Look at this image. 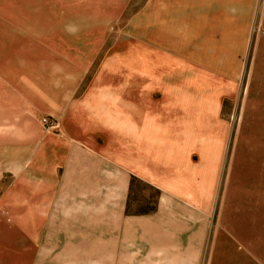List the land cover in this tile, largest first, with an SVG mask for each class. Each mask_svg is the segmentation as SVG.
<instances>
[{
    "label": "crops",
    "instance_id": "0c3cea01",
    "mask_svg": "<svg viewBox=\"0 0 264 264\" xmlns=\"http://www.w3.org/2000/svg\"><path fill=\"white\" fill-rule=\"evenodd\" d=\"M45 1L53 6V0ZM83 1L93 6L96 0ZM104 2L101 7H119L118 0ZM243 2L236 6L253 14L256 5ZM230 7V0L146 3L154 15L148 24H157L158 31L144 33L139 45L127 43L124 52L110 42L119 40L108 29L116 15L85 22L54 16L0 19L7 20L0 21V72L72 73L54 92L30 101L13 86L8 91L5 85L0 95V185L7 175L13 178L0 199V215L14 217L32 247L52 239L55 217L83 214L87 183L100 185L90 198L99 225L102 216L113 222L124 212L131 177L165 192L154 214L119 222L127 241L133 226L176 232L170 225L181 212L191 215L198 185L212 192L223 150L222 139L215 137L220 101L203 94L208 83L199 85L190 75L211 68L186 55L195 50L209 55ZM89 72L97 75L86 81ZM45 117L60 127L44 126ZM103 183L109 185L104 198ZM23 216L31 217L30 225L17 220Z\"/></svg>",
    "mask_w": 264,
    "mask_h": 264
},
{
    "label": "rangeland",
    "instance_id": "374dc122",
    "mask_svg": "<svg viewBox=\"0 0 264 264\" xmlns=\"http://www.w3.org/2000/svg\"><path fill=\"white\" fill-rule=\"evenodd\" d=\"M85 2L53 0V6L47 7L45 0H0V19L54 16L85 22L90 16L110 19L116 15L118 20L108 29L118 33L119 40L110 42L117 44L120 52L125 51L127 43L141 44L144 33L158 31L157 24H148L149 15L154 19L153 13L144 8L155 0H118L116 8L101 7V0L93 6L90 2L85 6ZM230 2L231 14L224 18L214 49L206 57L196 50L186 55L195 65L211 68L190 75L199 85L208 83L203 94L220 101L215 137L222 139L223 150L212 192L202 191L200 188L206 187L198 185L191 215L181 212L179 221L170 225L176 232L156 233L151 227L133 226L134 234L127 241L122 234L125 225L119 222L154 214L165 192L131 177L124 192V212L113 217V222L102 216L99 225L90 198L92 193L99 194L100 185L87 183L83 214L55 217L56 231L40 247H32L30 237L17 230L20 226L13 222L14 217L0 215V264H264V0H247L248 6L256 5L253 14L249 8L242 13L236 6L244 5L243 0ZM70 74L0 72V95L6 85L8 91L16 87L17 93L30 101L47 91L54 92ZM96 75L89 72L85 79ZM45 118L54 121V128L60 127L57 120ZM11 181L10 175L2 180L0 199ZM108 186L102 184L103 198ZM17 220L30 225L31 217ZM78 235L82 238L77 239ZM52 243L58 246L48 245Z\"/></svg>",
    "mask_w": 264,
    "mask_h": 264
},
{
    "label": "built area",
    "instance_id": "2783aa9c",
    "mask_svg": "<svg viewBox=\"0 0 264 264\" xmlns=\"http://www.w3.org/2000/svg\"><path fill=\"white\" fill-rule=\"evenodd\" d=\"M42 123H43L44 126L49 127V128H54L55 127L54 121H51L48 118H43L42 119Z\"/></svg>",
    "mask_w": 264,
    "mask_h": 264
}]
</instances>
